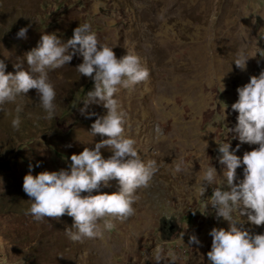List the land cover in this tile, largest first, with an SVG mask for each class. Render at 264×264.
Instances as JSON below:
<instances>
[{
	"label": "rangeland",
	"instance_id": "1",
	"mask_svg": "<svg viewBox=\"0 0 264 264\" xmlns=\"http://www.w3.org/2000/svg\"><path fill=\"white\" fill-rule=\"evenodd\" d=\"M85 22L117 58L138 55L149 69L148 80L120 87L114 98L126 114V136L135 140L143 161H157L159 171L150 187L137 190L135 214L114 220L112 230H103L99 221L98 238L71 241L65 230L73 218L67 214L43 220L26 214L32 201L22 185L30 165L32 175L70 171L72 154L107 139L91 134L92 123L106 113L102 103L88 106L93 116L80 112L94 81L79 74L82 56L74 55L63 68L49 71L57 94L54 119H45L35 89L0 111V264H156L157 248L165 257L161 264H210V231L227 230L228 222L217 219L210 205L201 213L216 185L201 198L200 180L209 165L217 170L216 184L223 178L217 142H228L230 150L239 144L235 154L241 158L258 147L241 143L227 129L237 124L238 113L231 108L237 89L264 70V0H0V60L6 73H15L17 62L28 70L25 54L42 34L55 33L67 42ZM22 27L28 29L26 38L17 36ZM241 54L249 57L245 71L234 62ZM17 104L23 106L19 129L12 126ZM100 151L105 159L112 155L107 147ZM180 161L184 171L177 173ZM243 167L236 169L235 183L243 179ZM118 190L112 179L81 195ZM162 217L179 218L178 238L160 234ZM237 226L264 234V225L251 223L247 215ZM190 234L200 244H189Z\"/></svg>",
	"mask_w": 264,
	"mask_h": 264
},
{
	"label": "clouds",
	"instance_id": "2",
	"mask_svg": "<svg viewBox=\"0 0 264 264\" xmlns=\"http://www.w3.org/2000/svg\"><path fill=\"white\" fill-rule=\"evenodd\" d=\"M27 30L22 27L17 33L18 38H26ZM76 54L82 56L77 71L94 81L93 89L81 100L84 106L80 112L87 117L93 116L95 113L87 112L88 106L102 103L106 113L92 123L91 134H100L107 139L97 142L93 149L85 147L79 154H72L70 171L45 170L32 175L30 165L22 187L32 201L26 214L36 220L59 219L67 214L73 218L72 227L65 230L68 238L83 242L100 237L103 230L114 229V220L123 221L135 214L136 192L150 187L159 165L156 160H142L135 140L125 134L126 114L114 98L120 87L132 88L148 80L149 69L138 55L126 53L117 58L113 47L99 42L89 22L79 24L67 42H62L55 33L42 34L38 46L25 54L28 70L17 62L13 65L17 71L6 73V65L0 60V111L5 103H15L18 97L27 96L35 89L47 113L45 119H54L57 94L49 71L63 68ZM248 59L241 54L234 62L237 68L245 71ZM237 92L238 100L231 105L238 113L237 124L227 131L237 133L241 143L258 147L245 151L241 158L235 154L239 144L230 150L228 142L216 141L218 152L222 154L218 157L219 163L225 166L223 178L216 184L217 170L210 165L201 177V198L208 186L216 185L211 196L204 200L205 211L201 213L207 214L210 205L217 219L228 222L227 230L214 227L210 231L211 250L207 252L210 264H264V234L252 235L237 226L242 215H247V219L257 226L264 225V70L258 76H250ZM22 110L23 106L17 104L13 128L19 129ZM157 131L162 133V129L157 128ZM105 147L112 152L107 159L100 151ZM241 164L244 166L243 179L235 183L236 169ZM175 171H184L183 161L175 165ZM112 179L118 181V191L81 195L91 193L101 184L108 186ZM101 220L103 230L99 225ZM193 243L200 244V241L195 234H190L189 244ZM164 260L163 249L157 248L154 261L161 264ZM169 264H174V260Z\"/></svg>",
	"mask_w": 264,
	"mask_h": 264
},
{
	"label": "flooded vegetation",
	"instance_id": "3",
	"mask_svg": "<svg viewBox=\"0 0 264 264\" xmlns=\"http://www.w3.org/2000/svg\"><path fill=\"white\" fill-rule=\"evenodd\" d=\"M180 221L177 217H162L159 220L158 230L165 239H176L179 236Z\"/></svg>",
	"mask_w": 264,
	"mask_h": 264
}]
</instances>
